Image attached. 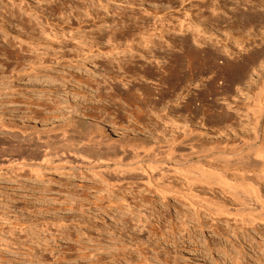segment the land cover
Here are the masks:
<instances>
[{
  "label": "rangeland",
  "instance_id": "rangeland-1",
  "mask_svg": "<svg viewBox=\"0 0 264 264\" xmlns=\"http://www.w3.org/2000/svg\"><path fill=\"white\" fill-rule=\"evenodd\" d=\"M164 24L168 30L159 36ZM181 28L191 30L186 33ZM198 28L207 39L199 47L206 48L210 42L207 48L219 55L218 73L214 69L199 73L195 86L184 90L187 99L180 89L182 98L176 102L177 95L168 90L157 108L144 107L148 115L141 107H127L122 79H131V86H138L140 76L118 71L108 63L109 57L135 55L137 64L147 60L154 68L159 61L170 66L183 53L171 52L172 43L193 32L195 36ZM87 41L96 45L90 47ZM145 42H159L164 48H158V43L157 55L144 53ZM129 45L136 51L126 52ZM224 46L231 48V54L222 51ZM262 46L264 0H0V124L16 132L42 135H54L66 124L92 128L111 146L122 149L136 136L140 146L143 142L147 148H156L174 136L185 142L194 133L198 139L194 140L204 144L239 141L256 132L262 135L264 105L261 113L254 112L264 83ZM255 56L257 62L251 61ZM224 59L249 70L228 80L231 75L226 77L225 67L219 63ZM114 63L117 65L116 59ZM161 70L168 74L165 68ZM87 72L101 80L100 89L95 84L93 88L80 85L77 80ZM117 74L118 79L111 78ZM157 78H143L144 85L156 93L160 88ZM190 98L194 103L187 101ZM133 112L152 118L151 123H134ZM0 138V145L8 143ZM124 157L131 160L129 154ZM68 159L78 165L43 166L35 173L28 167L18 168L13 157L0 152V264H264L263 221L251 224L204 210L198 214L181 192L170 191L163 198L143 172L140 176L136 171L115 175L111 170L114 163L80 167L79 158ZM171 166L179 165L173 162ZM172 176L170 181L182 186L183 179Z\"/></svg>",
  "mask_w": 264,
  "mask_h": 264
},
{
  "label": "bare ground",
  "instance_id": "bare-ground-1",
  "mask_svg": "<svg viewBox=\"0 0 264 264\" xmlns=\"http://www.w3.org/2000/svg\"><path fill=\"white\" fill-rule=\"evenodd\" d=\"M177 3H178V1H177ZM158 8H160V7L158 6ZM158 8H155V9L157 10ZM140 11H142V10H140ZM148 19H149V17H148ZM161 24H162V22H161ZM165 26H167V25L166 24L163 25V28H162L163 30L161 33H157L158 35L161 34L159 36L163 35L164 31L166 30ZM177 26H179V25H176V27ZM179 27H183V25L181 24ZM170 30H169V32H170ZM189 30H191V28H188V29L187 28H181L180 29V31H183V32L184 31L188 32ZM196 30H197V33L195 32V36H194V32L192 35L188 34L186 36L184 35L185 34L184 33L183 34L185 36L184 39H182L180 42L178 41L179 43L177 41L174 42V44L172 43L173 48L170 47L171 52L181 51L183 53L181 54L180 57H179L180 54L178 56L176 55L177 57L171 61L172 63L170 66L163 65L159 61L157 63V65H155V68L158 66L157 68L160 69V70H158L160 73L153 67V65L148 64V62H146L147 60L146 61L144 60L145 61L144 63L137 64L136 62L138 60L134 59L135 55H133L134 57H128L129 55H127L126 56V58L128 57L127 59L125 57L122 58L123 56H121V58L120 57L115 58L117 61V65L114 63L115 59L109 57V60H107L108 63H110V65H112V66H117L118 71L120 70V72H121V70H123L124 73L132 72V74L130 75L131 77H133V75H135V74H137V76H140V78H139L140 81L138 82L139 83L138 86L137 85L135 86L136 83L131 86V83H129L130 81H132L131 79L125 81L124 80L125 78H123V79L121 78L123 80V83L126 85V86H124V88L126 87L125 88L126 95H124L126 99H123V100H127V104H126L127 107H134V108L135 107H141V108H143L142 111H144V114H146L145 113L146 108L144 109V107H151V108L156 107L157 108L158 107L157 105H159V104L161 105V102L163 103L164 98L167 97L165 94L169 93L168 90L173 95H177L176 96L177 100L175 99L177 102V101H179L180 98H182L181 96H179V94H181V93H179V90L180 89L183 90L181 95L183 96V98H186L185 97L186 94L184 92L188 91V90H185V89L187 87H190V85H192V84L193 85L196 84V77L199 75V73L211 71L213 69H214L213 71L216 74L218 73V67L219 66L216 65L217 64L216 58H218L219 55L216 54V52H213L214 50H212L210 47L207 48V46L210 45L209 39H211V38L208 39L209 40L208 45L207 46L204 45L206 48H200L199 43L200 42L205 43L206 41H204V39H206V37L204 35L205 33H202L201 29H200V31H198L199 28ZM174 38H176V37H174ZM83 39L86 40L85 37ZM173 41H175V40L173 39ZM93 43H95V42H93ZM158 43L159 42L154 43V44H149V42L148 43L145 42L143 44V49H142L143 52L144 53L149 52V53H152V55H157L158 52L156 50H158V48H160L161 45H162L161 48H164L163 44L159 43L160 44L159 45ZM176 43H178V44H176ZM87 44H90V43H88V41H87ZM157 44L159 45V47L157 46ZM206 44H207V42H206ZM95 45L90 44L89 46L91 47V46H95ZM62 46H64V45H62ZM76 46H77V44H76ZM79 46H81V45H78V47ZM90 47H88V48H90ZM97 47H100V46H97ZM201 47H203V46H201ZM224 47L225 48H223V50L222 49L221 50L227 54L228 53L231 54V52H232L231 48L229 49V47H227V46H224ZM79 48L83 49L82 46ZM93 48L94 47H92V50H93ZM110 48H112V47H110ZM133 48L134 47L132 45H129L128 48L125 49V51L126 52L127 51L128 52L129 51H132V52L136 51ZM176 48H177V50H176ZM215 48H213V49H215ZM220 48H221V46H220ZM138 49H140V48L138 47ZM94 50H97V49H94ZM216 50H218V49H216ZM88 51H91V50L88 49ZM121 52H122V49H121ZM260 52L261 53L259 56L264 55V47L261 48ZM173 54L175 55V53H173ZM123 55L125 56L126 54H123ZM146 57L149 58L148 56H146ZM255 57H252L253 59L251 61L257 62L259 57H256V58ZM243 58H245V57H243ZM228 60L229 59H227V60L224 59L223 61L219 62L220 64L224 65L223 67H225V69H223V70L224 71L226 70V72L228 71L227 74L225 72L226 77L228 74L231 75V76L228 75L227 79L228 80L232 79V81L236 80V78L238 77L237 76L238 74H239V78L242 77L244 72H246L245 69H248V67L246 65H242L239 62L238 63L240 64V66H239V64L234 65V63L233 64L231 63L233 60H231V61H228ZM244 61H245V59H244ZM34 62H36V61H34ZM248 62H250V61H248ZM108 63L106 65H109ZM236 63H237V61H236ZM113 64H115V65H113ZM252 66H253V63H252ZM261 66L264 67V64H262ZM163 68H165V71L168 74H166L165 72H164L165 75L162 74L163 72L161 69H163ZM139 69L143 70V72H144L143 75L141 74V72L139 73ZM253 69H255V68H253ZM240 72L243 74H241ZM158 73L160 75V77L158 76L159 78L156 77V75H158ZM161 74L164 76H161ZM79 76H77V77H79ZM86 76H85L86 77L85 78L83 75L81 78H79V80H77L78 82L81 83L80 84L81 86L84 85V83H86L90 86L91 85L93 86L94 84H95L94 86L97 85V87H95L97 89L101 88V84L99 83V81H101V80H99V78H97V76L95 74H93L91 72L90 73L87 72ZM233 76L235 77V79H233L234 78ZM244 76H247V75H244ZM119 77L120 76L118 74L115 76H111V78H113V79H118ZM148 77L149 78L155 77V78L159 79L158 84H159L160 88L158 89V93H156L155 89L151 88L150 85L148 86L147 83H146L147 85H144L145 81L143 80V78L147 79ZM227 79H225V80H227ZM214 81L215 80H213V85H216ZM211 82H209V84ZM220 83L224 84V81H222ZM209 84H208V88H209ZM165 85H166V87H165ZM249 86H251V85H249ZM162 87H164L165 90H163ZM214 87H216V86H214ZM112 89L116 90L114 86H112ZM107 94L105 93V95H107ZM156 94H158L159 97H155ZM160 94H162V95H160ZM99 95L101 96L102 93L101 94L99 93ZM120 95H119V97H120ZM164 95H165V97H164ZM102 96H104V95H102ZM108 96L109 95H107V97ZM110 96L112 97V99H110V100L114 101L113 95H110ZM109 98L108 99L105 98V100H108V103L110 102ZM115 99L117 101V98H115ZM95 100H97V99H95ZM103 100L104 99L102 98V99L97 100V101H103ZM187 101L193 102L194 98H190ZM182 102H184V101H182ZM87 104H90V103H87ZM99 104H98V107L99 106L101 107L102 104H100V105ZM110 104H111V102H110ZM112 104H113V102H112ZM115 104H116V102H115ZM188 104H191V103H188ZM255 104H256L255 107H257V108L254 109V112L258 113L261 110L260 107H263V105H264V83H263V87L261 88V90H259V93L257 94ZM96 106H97V104H96ZM115 106H117V105H115ZM115 106L112 105L110 107H115ZM120 106H121V103H120ZM105 107H108V106L106 105ZM123 107H124V105H123ZM158 109L160 110V108H158ZM127 110H130V108ZM148 110H150V109H148ZM135 111L137 112V111H139V109H136ZM141 113L138 115L135 113L136 115H134V112H133V115H134L133 118H135L134 123L135 122L136 123L141 122L142 120H146V122L152 121V118L147 119L148 117H145L143 115V113L142 114ZM146 115H148V114H146ZM155 119H153V120L155 121ZM157 122H158V120H157ZM119 123H120V121H119ZM4 124H0V136H2L3 139H7V140H3V142L6 141L8 143H4L3 145H0L1 146L0 152L3 153L5 156L13 157V161H16L15 165H17L18 168H20V169H24V168L28 167L29 169L33 170V172L40 173V170L43 166H47V167L54 166L56 168H64V167H67V165H69V164L72 166L76 165V164L78 165V163H76V161L74 159L73 160L75 161V163H74V161L69 160L68 158H70V157H73L75 159L77 158V160L80 159L82 162V163L79 162L80 167H82L81 165L94 167V166H100L103 164L104 165H113V163H114L116 165V167L114 166V168L111 170H112V172H113V170L116 171V173L114 172L115 175H117V172H121L125 175L128 172H130V174L132 172V174H133L136 171V174L139 173V176H140L141 173L143 172L144 173L143 176H145V174L147 176L146 181L149 184L154 185V187L152 186V188H155V186H156V188H157L156 190H160L159 192L163 193V196H164L163 198L167 199L166 195H168L167 193L170 191L171 192L177 191V192H175V194H177V195L181 192V195L180 194L179 195L181 197L185 198L186 199L185 202L188 201L190 203V205H192V207L195 209V211H197V213H198V211H200V213H201V210H204V211H208L209 213H212L215 216L217 215L220 217L227 215L228 217L231 216V218H232V216L233 217L235 216L236 219L238 217V218H240L239 220H242V221H245V222L251 223V224H255L259 220H260V222L261 221L264 222V191H263V186H264V124H263L262 135H260L259 133H258L259 134L258 135L256 132L254 135H248V136L242 137V139H240L239 141H225V139L223 138L224 139V141L222 140L223 142L222 141L220 142V140L217 141L215 144L210 142V144H212V145L204 144L203 143L204 141L202 142L203 144L201 142H200L201 143L200 144L199 142L195 141L194 140L195 135H196L195 133H194V138L189 136L191 138L188 137L189 139H187V140L184 139L185 142H183L182 140L179 141L177 138L178 136H176V138H175V136H174L175 133H174V135H173L174 137L172 136L173 138H171L169 140H165V143L161 144L162 147L160 145V147L162 148L160 150H159V148H160L159 146H157L156 148L155 147L150 148V147H152V145L151 146L149 145L150 147L147 148V147H145L146 146L145 144H144L145 146L142 144L143 143L142 142L141 146L145 147L143 149L140 146V144L137 143L139 141L138 140L136 141V139L138 138L137 136H136L137 138L135 137V139H133L136 142L133 141L132 137H131V141H133V142L130 143L131 141L130 142L128 141L129 142V144L127 145L128 147L127 146H126V148L124 147L123 148L124 150H123L122 147H120V146H116V145L111 146L110 144H112V143H108L105 139H103V137L100 135V132L98 134L92 128L84 129V128H79V127L78 128L70 127L69 123H68L69 125L66 124V125H63L62 127L58 128V130L56 132H54L55 133L54 135H52V134L42 135V133H39V132L38 133H35V132L34 133L33 132L27 133V132H23V131L22 132L21 131L16 132V130L14 131V130L9 128L10 126L8 127L7 124L6 125H4ZM131 125H132V123H131ZM133 127H136V124ZM26 131H28V130H26ZM98 131H99V129H98ZM173 132H174V130H173ZM183 133L187 134V133H185V131ZM102 135H103V133H102ZM198 138H200V137H198ZM138 139H140V138H138ZM196 140H198V139H196ZM193 141H195L199 144L194 143ZM163 142H164V140H163ZM207 142H209V141H207ZM120 143H121V141H120ZM125 144H127V142ZM117 145H120V144L117 143ZM123 145H124V143H123ZM117 147L121 148V150L117 149ZM127 148H129V149H127ZM139 148H140V151H139ZM141 149H143L144 151L143 150L141 151ZM119 151H122L123 154L121 155L122 152L120 153ZM126 154L130 155L129 158H131V160L127 159L128 158L127 156H125L127 158L124 157V155H126ZM147 160H149V161H147ZM83 162H84V164H83ZM142 162H146V164H144V165H146V168L144 167ZM173 162L179 166L176 168H172L171 165L173 164ZM169 166H171V167H169ZM110 168H112V166ZM98 173H100V175H103L102 174L103 172H98ZM123 174L119 173L118 175L122 176ZM173 174H175V176L179 175V177H181L183 179L184 182H183L182 186H181V184L179 185L178 181H177L178 184L175 183L176 181L172 182L173 181L172 178H174L172 176ZM124 175H123V177H121V176L120 177L125 178ZM117 178H119V177L117 176ZM140 180H141V177H140ZM170 180H172V181H170ZM143 182L147 183L145 181H143ZM147 186H148V184H147ZM182 192L184 194H182ZM227 216H226V219H228Z\"/></svg>",
  "mask_w": 264,
  "mask_h": 264
}]
</instances>
